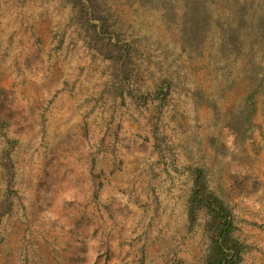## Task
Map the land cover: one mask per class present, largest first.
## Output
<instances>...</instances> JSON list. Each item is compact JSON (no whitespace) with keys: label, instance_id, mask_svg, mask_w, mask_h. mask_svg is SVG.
<instances>
[{"label":"rangeland","instance_id":"obj_1","mask_svg":"<svg viewBox=\"0 0 264 264\" xmlns=\"http://www.w3.org/2000/svg\"><path fill=\"white\" fill-rule=\"evenodd\" d=\"M101 1L131 47L127 82L67 0H0V155L16 141L4 214L0 170V264H203L204 213L190 231L185 217L191 167L230 206L243 264H264V0H208L219 23L244 15L241 51L214 22L198 52L158 0ZM260 81L238 139L227 123Z\"/></svg>","mask_w":264,"mask_h":264},{"label":"trees","instance_id":"obj_2","mask_svg":"<svg viewBox=\"0 0 264 264\" xmlns=\"http://www.w3.org/2000/svg\"><path fill=\"white\" fill-rule=\"evenodd\" d=\"M73 11L72 18L78 24L88 39V46H96L98 53L117 66L123 75V82L129 80L128 62L131 58V47L123 42L113 29L108 15L104 13L101 0H67ZM140 3L145 0H138ZM149 1V0H146ZM175 0H158L162 21L166 25L176 24L179 30L181 49L185 52H198L200 46L212 30V23L220 26L222 46L241 51L242 34L234 22L246 21L244 15L233 14L219 23L214 20L208 0H181L183 11H176ZM257 87L248 93L244 105L227 123L228 128L238 139H244L246 130L252 126V117L257 111ZM160 94L163 86L158 87ZM165 96V95H164ZM246 125V128L242 126ZM9 147L2 149L0 155V170L5 185L4 200L1 214L11 208V198L14 194L13 184L15 170L10 158L14 140H6ZM191 187L185 203V217L188 230H193L201 212L204 213L203 231L207 240L203 264H243V254L246 246L234 235L235 223L230 206L216 195L208 184V173L205 168H189Z\"/></svg>","mask_w":264,"mask_h":264}]
</instances>
